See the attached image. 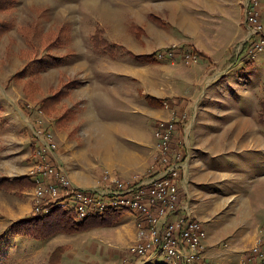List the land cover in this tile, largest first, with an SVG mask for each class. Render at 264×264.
<instances>
[{"label":"crops","instance_id":"obj_1","mask_svg":"<svg viewBox=\"0 0 264 264\" xmlns=\"http://www.w3.org/2000/svg\"><path fill=\"white\" fill-rule=\"evenodd\" d=\"M247 1H189L200 18L198 62H187L184 53L161 59L160 51L134 49L100 56L86 48L58 67L55 95L2 96L16 109L11 122L32 133L24 144L37 151L44 144L38 121H49L58 144L49 162L87 190L103 186L106 174L124 181L148 177L158 155L156 124L174 119L173 145L186 156L178 182L181 214L207 230L211 264H254L251 250L264 240V128L242 108L244 95L221 109L225 95L218 91V77L237 81L234 64L225 61L233 54L234 63L251 59L246 53L255 38ZM261 11L264 24V0ZM43 86L40 81V91ZM137 237V215L125 212L116 221L67 234L57 246L68 248L62 264H126L140 260L129 252Z\"/></svg>","mask_w":264,"mask_h":264},{"label":"rangeland","instance_id":"obj_2","mask_svg":"<svg viewBox=\"0 0 264 264\" xmlns=\"http://www.w3.org/2000/svg\"><path fill=\"white\" fill-rule=\"evenodd\" d=\"M189 1L0 0V185L3 179L9 181L0 186L1 264H47L52 250L67 236L58 235L42 243L5 236L11 223L31 214V204L34 213L38 186L30 189L22 181L21 190H16L14 180L26 176L27 168L34 165L37 149L24 144L31 131L19 122H11L16 109L2 96L49 95L52 92L55 95L58 67L61 69L62 63L71 64L73 57L86 48L92 50V55L100 56L106 51H111L112 55L133 53L134 49L141 54L154 50L167 53L168 49L178 54L180 46L198 50L195 43L200 39V18ZM94 38L101 43L99 47L104 52L96 51L99 47L94 50L97 44ZM248 51L246 54L251 59L245 64L234 63V54L231 61L224 62L228 66L234 64L232 77L237 81L226 83L225 77H218V91L225 95L220 108L233 105L234 98L244 95L242 108H249L256 124L263 129L264 50L253 57ZM45 72L47 79L42 77ZM60 78L62 80V75ZM40 81L44 85L42 92ZM49 126V121L44 119V127ZM157 260L158 264H167L163 256ZM128 263L134 264L136 260Z\"/></svg>","mask_w":264,"mask_h":264},{"label":"built area","instance_id":"obj_3","mask_svg":"<svg viewBox=\"0 0 264 264\" xmlns=\"http://www.w3.org/2000/svg\"><path fill=\"white\" fill-rule=\"evenodd\" d=\"M247 2V20L255 38L248 53L253 57L264 50L262 0ZM175 55L173 51L158 53L161 59ZM184 59L198 62L199 56L188 52ZM38 124L37 133L44 138V144L37 151L31 170V174L39 175L35 214H50L56 207L76 212L83 220L109 210L134 213L137 215L138 237L129 251L140 259L134 264H158L157 259L161 256L166 258L167 264H211L206 254L207 230L190 214H181L178 182L186 156L173 145L177 128L174 119L156 124L154 135L158 155L148 177L124 181L106 174L102 180L104 185L91 190L75 186L62 170L49 162L48 157L57 150L58 144L54 133L44 127V119ZM251 253L254 264L264 263V240Z\"/></svg>","mask_w":264,"mask_h":264},{"label":"trees","instance_id":"obj_4","mask_svg":"<svg viewBox=\"0 0 264 264\" xmlns=\"http://www.w3.org/2000/svg\"><path fill=\"white\" fill-rule=\"evenodd\" d=\"M95 37V36H94ZM95 40V38H94ZM94 43V42H93ZM97 43V44H96ZM95 49L101 46V43L98 44L97 40H95ZM179 53H188L193 52L199 56H203L199 50L194 48H186L185 46H180L178 48ZM96 51L104 52L101 47H99ZM171 50L168 49L167 52ZM158 55V54H157ZM264 106V103H262ZM41 112H46L44 107L40 108ZM45 114V113H44ZM39 175L29 174L22 178H17L14 180L16 183V190H21V186L24 181L30 189L36 188L38 186L37 179ZM21 180V181H19ZM19 181V183H18ZM9 182L7 179H3L1 181V185L7 184ZM0 185V186H1ZM126 211L120 210H109L104 214H96L93 216H89L86 219H80L76 212L65 211L62 208H54L50 212V214H40L37 215L35 213H31L29 216L22 218L20 220L14 221L11 223L7 233L5 236H13V237H22L30 239L35 242H46L58 235L63 234H75L82 231H85L91 227H95L97 225H103L107 223L109 220H118L122 214ZM68 248L66 246H57L49 255L47 264H62L63 257L67 253ZM1 264V263H0ZM163 264V263H160Z\"/></svg>","mask_w":264,"mask_h":264},{"label":"bare ground","instance_id":"obj_5","mask_svg":"<svg viewBox=\"0 0 264 264\" xmlns=\"http://www.w3.org/2000/svg\"><path fill=\"white\" fill-rule=\"evenodd\" d=\"M92 2H94V1H92ZM92 2H91V3H92ZM89 3H90V2H89ZM86 4H87V3H86ZM86 4H85L84 6H86ZM95 5H96V4H95ZM94 7H95V6H94ZM102 7H103V6H102ZM85 8H86V7H85ZM103 10H104V9H103Z\"/></svg>","mask_w":264,"mask_h":264}]
</instances>
